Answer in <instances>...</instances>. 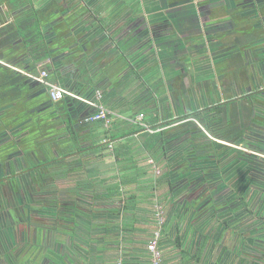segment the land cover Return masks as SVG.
Returning a JSON list of instances; mask_svg holds the SVG:
<instances>
[{"label":"flooded vegetation","instance_id":"obj_1","mask_svg":"<svg viewBox=\"0 0 264 264\" xmlns=\"http://www.w3.org/2000/svg\"><path fill=\"white\" fill-rule=\"evenodd\" d=\"M83 3L102 5L109 13L103 19L110 22L108 27L94 20V13L80 20V29L96 32L95 37L87 34L89 42L104 43L96 36L105 27L109 35L104 39L109 47L114 42L116 56L128 57L131 72L150 82L147 88L141 86L139 98L145 119L157 112L158 123H152V131L141 132L158 142L152 149L158 177L168 191H177L185 182L182 174L177 176V168L183 166L182 159L189 160L193 189L201 192V204L213 206L214 219L221 223L229 217L225 198L233 189L251 197L264 189V0ZM154 4L157 7L151 8ZM166 37L176 40V49ZM168 44L173 52L188 51L172 60L164 57L166 52L159 53ZM107 48L103 45L100 55H107ZM199 61L201 71L195 76L192 71ZM210 62L221 65L224 72L213 74ZM28 83L25 92L30 95L34 90L36 98L47 101L44 106H34L29 96H23L26 112L17 116L6 110V104L0 105V264H32L38 244L51 246L57 238H65L66 244L57 242L61 249L80 247L65 234L74 226L80 232V143L63 147L72 138L66 130L70 114L64 99L53 102L44 86ZM150 87L156 88L153 103L146 100ZM14 92L9 89L7 98ZM12 103L17 104L8 105ZM52 103L58 106L56 112L48 107ZM173 117L177 119L168 122ZM35 120L42 124L37 126L38 145L27 149ZM44 144L51 145L45 155Z\"/></svg>","mask_w":264,"mask_h":264},{"label":"crops","instance_id":"obj_2","mask_svg":"<svg viewBox=\"0 0 264 264\" xmlns=\"http://www.w3.org/2000/svg\"><path fill=\"white\" fill-rule=\"evenodd\" d=\"M70 3L75 4L69 7ZM85 5L83 2L80 4V0H29V3L23 4L21 0H0V29L6 24L23 19L33 9L40 10L48 18L56 16L54 21L52 19L43 21L41 28L47 51L46 57L35 61L28 50V45L22 39L9 41L6 34L0 32V48L3 50L14 48L9 61L1 62L27 77L22 90L28 86V82H32L34 86H43L29 75H37L41 66L45 64L50 66L49 75L56 79L55 84L83 98L92 97L96 90H100L105 106L125 116L134 115L141 104L139 98L141 86L147 88L148 81L141 76L140 85L134 83L133 73L129 71L132 67L124 66L127 62L123 56L114 58L113 55L111 59V46H108L106 40H102L104 43H99L100 46L95 44L94 46H98L92 50L86 31L80 30V20L94 13L90 6L86 8ZM80 6L85 7V10ZM80 44H83L85 49H82ZM103 45L107 46L108 50L105 51L107 55H102L106 58L102 61L105 62L103 65L108 67L101 64L94 75H89L87 65H92L90 62L92 56L100 53L99 49ZM32 66L34 71H31ZM32 92L30 96L28 91L26 93L24 90L20 96L21 98L29 96L34 106H44L47 101L36 98L37 94L33 95ZM47 98L50 99L48 94ZM23 102L20 100L15 107L14 103L4 106L6 110L11 109V112L19 116L26 112L27 106ZM65 104L70 114L65 121L68 124L66 130L70 131L72 138H69L63 147H69L75 142L80 143V208L82 209V206L91 208L93 214L89 219L93 224L103 218H113V223L109 222L113 229H116L120 222L115 215L120 209L135 210L134 215L131 212L121 215L119 213L120 218L125 217L128 220L131 239L135 245L129 244L128 240L123 245L121 253L117 255L116 264H152L147 243L155 232H158L157 248L161 253L159 264H255L254 262L258 261L245 257L239 241L235 240L232 243L225 241V234H221L218 225L205 224L202 220L180 219L179 210L173 208L170 211V204L165 206L166 201L157 190L165 189L166 185L156 173V161L152 152L158 142L147 139L144 135L147 132H140L138 127L124 120H117L109 125L103 122H84L83 118L91 112L89 105L73 99ZM55 105L52 103L48 107L51 110L55 108L56 112L58 106ZM10 115L8 113L6 117L7 125L10 124L8 117ZM41 125L35 120L30 127L31 137L25 144L27 149L38 145L37 126ZM44 146L45 144L41 147L44 155L51 152V145ZM128 194L132 196V201H129ZM260 195H264V189L251 199L256 200ZM161 207L162 221L159 223L157 214L161 213ZM158 209L160 211L156 213ZM258 211L264 216V207L258 208ZM259 234L257 242L249 246L257 256L259 253L264 255V251L257 252L258 246L264 249V233ZM126 235L129 234L126 232ZM80 246L81 251L86 248L85 245ZM70 248L72 250L59 248L61 260L65 255L71 257L70 253L80 255V247ZM45 249L44 247L40 253L45 255L44 258H49L51 252ZM32 261L34 264V259ZM259 261V264H264L263 258H259ZM47 263L45 259L42 264Z\"/></svg>","mask_w":264,"mask_h":264},{"label":"water","instance_id":"obj_3","mask_svg":"<svg viewBox=\"0 0 264 264\" xmlns=\"http://www.w3.org/2000/svg\"><path fill=\"white\" fill-rule=\"evenodd\" d=\"M63 99L68 104L73 98L70 99V97L66 95ZM176 119L177 118L174 117L171 118V120ZM180 162L183 166L177 168V176L179 177L180 174L184 176V186L173 193L166 188L160 191H158L159 189L157 190V193L166 201L165 206L167 207L170 204V211H172L173 208L179 210L180 213L178 217H180V219L202 220L205 224L207 223L212 226L218 225L221 234H225V241L231 243L235 240L239 241L242 244L241 249L245 257L252 258L253 261L258 260L254 263L259 264V258L264 259L263 253H259L260 257L254 255L255 252L250 250L249 246L257 242L256 238L260 235L259 233H264V216L258 211V208L263 209L264 207V195H260L258 199L253 200L251 197H247L243 194L239 195L233 191L236 194V199L228 206L229 217L221 223H218L213 216V214H215L213 206H208L206 203L201 204V192H199L197 188L193 189L194 180L193 173H191L189 167V161L187 159H182ZM93 204L94 202H92L91 205ZM92 214L91 208H80V232L75 231L74 233V230H72L67 233L68 239H72L78 245L82 244L86 246L85 249L82 248L83 251H81L80 246V255L70 253L71 257L65 255L63 260H61L59 258L61 256L59 253L51 252L49 258H44L45 255L43 256V254L40 253L44 247H47L44 246L37 250L33 258L34 264H42L45 259H47V264L117 263V255L121 253L123 245L127 243L128 240L130 241L129 244L135 245L131 239L128 220L125 217H123V219L120 218L119 213L115 214L120 222L116 226V229H113V226L109 223H113V218H103L100 222L93 224L92 220L89 219ZM249 224L250 226H248ZM244 226L246 227L243 228ZM126 232L129 235H126ZM108 236L111 238L110 240ZM53 241L60 243V245L66 244L65 238H57ZM260 251L262 252L264 249L258 246L257 252Z\"/></svg>","mask_w":264,"mask_h":264},{"label":"trees","instance_id":"obj_4","mask_svg":"<svg viewBox=\"0 0 264 264\" xmlns=\"http://www.w3.org/2000/svg\"><path fill=\"white\" fill-rule=\"evenodd\" d=\"M82 2H83V0H81V3ZM23 3H29V0H21V4H23ZM74 4L75 3L69 5V7L74 5ZM88 5H89L88 3L85 5L86 8L88 7ZM101 7H103V6L101 5ZM80 8H82V10H85V7H83V6H80ZM42 12H44V11H42ZM51 19H52V21H54L56 19V16H53V18H48V16L46 17L43 13H41L40 10L33 9L29 13H27L26 17H24L23 19H20L16 22L6 24L4 27H2L0 29V32H4L9 41H14L18 38L22 39L23 42L26 45H28V50L32 54L33 59L35 61H37V60L43 59L44 57L47 56L46 47H45L44 41H43V32H42L41 28H42L43 21H45V20L49 21ZM93 19H94V16H93ZM100 23H103V21L101 20ZM110 39H112V38H110ZM80 45L82 46L83 44H80ZM122 48H124V47H122ZM122 48L120 47V50L119 49L118 50L122 52ZM13 52H14V48H11L9 50H3L2 48H0V90L2 91V94L0 95V97H3L2 100L0 99V105L9 104L11 102L18 103L21 100L19 93L23 89L22 87H24L23 86L24 82L27 80L26 79L27 77L24 74L15 72L10 67L6 66L5 64H3L1 62V61H4V62L9 61L10 55ZM122 56H123V54H122ZM123 58L125 59L124 56H123ZM33 69H34V66H32L31 71H34ZM41 69H45L48 73V79L50 81H52L53 83H55L56 79L50 77V75H49L50 66L43 64L41 66ZM137 76L139 77V75H137ZM87 80H90V79H87ZM9 89L16 91V92H14V94L17 93L11 99L7 98L9 96V95H7V91ZM154 89H156V88L150 87L148 89L149 95L147 96V99H146L148 102L153 103L156 100V98L154 96V93H155ZM73 100H75V99H73ZM79 102H82V101H79ZM143 106H144V104H142V102H141L140 106H138L139 107V110H137L138 113L144 112V114H146V112H145L146 110L143 108ZM90 110L92 112V108H90ZM137 112H135V114ZM156 113L157 112H154L153 114H151L152 117L149 118L150 120L145 119V121L147 123H149L150 126L152 125V123H158V118H157ZM170 115L171 114H169V116ZM170 120H171V118H170ZM171 121H173V120H171ZM98 122H102V121H98ZM168 122H170V121H168ZM151 127H154V126H151ZM152 142H154V140ZM234 192L232 191L225 198V205H226L228 214H229L228 206H230L232 201L236 199V194Z\"/></svg>","mask_w":264,"mask_h":264},{"label":"built area","instance_id":"obj_5","mask_svg":"<svg viewBox=\"0 0 264 264\" xmlns=\"http://www.w3.org/2000/svg\"><path fill=\"white\" fill-rule=\"evenodd\" d=\"M29 76L36 79L47 89V94L50 100H52L53 102H58L62 100L66 95H68L70 98L78 101H83L85 104L89 105L90 108H92V112H90L83 118L84 122L93 123L102 121L105 125H109L114 121L124 120L138 127L140 132L146 130L152 131L150 124L145 121L144 112H139L131 116L122 115L121 113L103 104V95L100 90H96L92 97L83 98L82 96H78L77 94L72 93L50 81L48 79V73L45 69H41L40 71H38L37 75L30 74ZM157 237L158 234L157 232H155L154 236L147 243V249L148 251H150L152 264H159L161 258V253L157 248Z\"/></svg>","mask_w":264,"mask_h":264},{"label":"rangeland","instance_id":"obj_6","mask_svg":"<svg viewBox=\"0 0 264 264\" xmlns=\"http://www.w3.org/2000/svg\"><path fill=\"white\" fill-rule=\"evenodd\" d=\"M80 4H81V0H80ZM157 7V4H154V5H151V8H156ZM104 7V6H103ZM103 7H97L96 5H92V6H90V8H92V10L94 11V14H95V16H94V20H96V21H98V20H102L103 21V25L102 26H109V24H110V22H108V24L107 23H104V18H107L108 16H109V13H107V11L106 10H104L103 9ZM81 30V29H80ZM101 31H98V36H96L97 38H99L100 39V41L101 42H103L102 40H105L104 39V37L106 36V35H109V31L105 28V27H102V29H100ZM82 31H84V29H82ZM86 34H88L89 36H91V37H95L94 35L96 34V32L94 31V30H88V31H86ZM88 39H90L91 37H88V36H86ZM165 39H167V40H170V44L173 46V47H175V49H176V40H174V38L173 37H166ZM97 40V39H96ZM111 43H110V46H113V44H114V42H112V41H110ZM90 44V46L92 47V50H94V49H96V47L98 46V45H96V46H94L95 44H98V43H92V42H90L89 43ZM169 45V44H168ZM169 47H170V45L169 46H164V47H162L161 48V51H159V53L160 52H166L165 54H164V57H167V58H171L172 60L174 59V58H178V56H181V54L183 53V52H187L188 51V48H184V50H181V51H179L178 49V51H176V52H173L175 49H169ZM114 48L115 47H111L110 49H111V59H113V55H114V58H115V56H116V53L114 52ZM211 51L212 50H210V53H208V54H211ZM158 53V56L159 57H157V58H159L160 59V54ZM92 55L94 54V52H92L91 53ZM102 55L103 54H101L100 55V53H98V54H95L94 56H92V58H91V60H90V62H92V65L90 64V66L89 65H87V73L89 74V75H94L95 73H96V71H97V68H98V66L99 65H101V64H104L105 62L104 61H102V60H104V58L102 57ZM126 55V54H125ZM127 56V55H126ZM157 58H156V60H157ZM128 59V57L125 59L126 60V64H124V66H127V67H132V65H131V63H129V61L127 60ZM167 61V60H166ZM165 61V62H166ZM106 62H109V61H106ZM199 64L200 63H203V61H199L198 62ZM211 63V66L209 67L210 69H211V71H212V73L214 74L215 72L216 73H221V72H224V71H222L221 69H220V67H221V65H216V64H214L213 62H210ZM76 65V64H75ZM159 65L161 66V61H160V63H159ZM210 65V64H209ZM202 66V64H200V65H196V69H194L193 71H192V74L194 75L195 74V76L197 75V72H199V71H201L200 69H199V67H201ZM72 67L74 68V64L72 65ZM90 69H91V71H90ZM90 71V72H89ZM129 71H131V68L129 69ZM141 74V73H140ZM138 74L137 73H135V71L133 72V78L135 79L134 80V83H136L137 85H140V76L138 77L137 76ZM198 76V75H197ZM189 76H187L186 77V79H185V81L187 80L188 81V83H189V78H188ZM166 80V76H164V81ZM183 80V79H182ZM149 84H150V82H148V87H149ZM164 86L167 88V82L165 81V83H164ZM222 86H223V83L220 81L219 83H218V87H219V89L220 88H222ZM167 90V89H166ZM67 126H68V124H67ZM236 193H238L239 195H242V194H240L239 193V191H238V189H233ZM251 197V196H250ZM82 209H86V208H84L83 206H82ZM128 213V209L127 208H124V209H120L119 210V213H120V215L121 214H124V213ZM74 228V233H75V231H79V229L77 228V227H73ZM69 231H72V230H69ZM65 234H67V232H65ZM153 236H154V234H153ZM152 236V237H153ZM38 246H39V248H41V245H39L38 244ZM47 252H54V253H60V251H59V245L58 244H53V246H50L49 244H47V247H46V249H45ZM61 255V254H60Z\"/></svg>","mask_w":264,"mask_h":264}]
</instances>
